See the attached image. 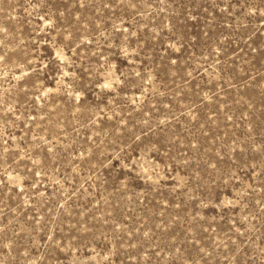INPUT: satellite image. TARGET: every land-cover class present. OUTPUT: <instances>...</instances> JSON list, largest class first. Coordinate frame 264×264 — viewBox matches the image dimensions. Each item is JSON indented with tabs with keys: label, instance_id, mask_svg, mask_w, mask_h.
<instances>
[{
	"label": "rangeland",
	"instance_id": "obj_1",
	"mask_svg": "<svg viewBox=\"0 0 264 264\" xmlns=\"http://www.w3.org/2000/svg\"><path fill=\"white\" fill-rule=\"evenodd\" d=\"M0 264H264V0H0Z\"/></svg>",
	"mask_w": 264,
	"mask_h": 264
}]
</instances>
